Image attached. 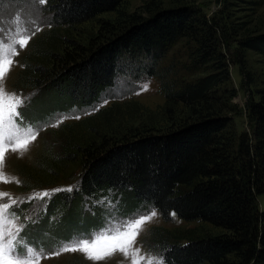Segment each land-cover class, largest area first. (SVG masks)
Listing matches in <instances>:
<instances>
[{
  "label": "trees",
  "instance_id": "trees-1",
  "mask_svg": "<svg viewBox=\"0 0 264 264\" xmlns=\"http://www.w3.org/2000/svg\"><path fill=\"white\" fill-rule=\"evenodd\" d=\"M124 0H46L50 24L72 26L111 12ZM150 0L121 20L100 25V38L56 59L52 68L36 65V103L48 113L93 105L118 73V58L132 51L154 58L178 39L188 45L190 71L202 74L177 86H162L164 110L171 119L163 131L103 137L79 149L82 170L74 195L107 189L131 193L163 218L200 220L224 232L161 243L164 264H264V85L249 96L242 111L247 131H236L226 113L235 109L221 52L219 21L206 17L195 0ZM240 50L264 56V32L237 41ZM241 75L243 62H236ZM51 67V66H50ZM149 73H152L151 70ZM264 82V78H263ZM175 112L178 120H172ZM239 112H241L239 110Z\"/></svg>",
  "mask_w": 264,
  "mask_h": 264
},
{
  "label": "rangeland",
  "instance_id": "rangeland-1",
  "mask_svg": "<svg viewBox=\"0 0 264 264\" xmlns=\"http://www.w3.org/2000/svg\"><path fill=\"white\" fill-rule=\"evenodd\" d=\"M150 0H124L116 10L72 26H52L45 3L39 0H0V34L30 36L26 47L14 57L10 72L3 81L8 93H16L24 103L19 108L25 126L37 131L34 141L21 156L9 151L0 171L10 181L0 183V192L9 196L3 201L11 204L15 213L14 227L20 229L28 247L42 250L44 256L57 251L63 244L89 239L121 222L156 215L146 221L133 248L140 255L161 258V243H184L189 238L224 232L200 220H182L173 212L161 217L150 204L135 200L131 193L107 189L101 193L74 195L82 170L79 149L87 143H97L101 137L117 139L133 132L163 131L171 119L163 108L164 84L175 87L201 75L188 69V43L178 39L169 49L154 58L139 51L122 54L117 61L118 73L113 84L103 90L93 105L48 113L43 106L30 104L36 92L33 68H52L56 59L66 52L87 50L100 38V25L114 23L125 15L140 13V6ZM163 7L169 0H155ZM206 17L219 21L221 52L226 62L228 79L220 88L234 92L230 102L235 109L227 114L234 129L247 131L242 111L249 96L264 85V56L251 50H240L237 41L264 32V0H195ZM14 30V31H13ZM102 34L103 30L100 31ZM243 62L241 75L236 62ZM51 66V67H50ZM151 70L152 73H149ZM147 89L144 90V86ZM239 110L241 112H239ZM79 117L76 119L75 117ZM175 112L172 120H178ZM62 121V122H61ZM58 126H52V125ZM72 191H55L67 189ZM48 192L40 199L38 194ZM258 210L264 208V195H256ZM227 264H236L233 257ZM38 264H131L119 251L100 261H90L82 252H64L51 258H40ZM164 264V263H163Z\"/></svg>",
  "mask_w": 264,
  "mask_h": 264
},
{
  "label": "snow or ice",
  "instance_id": "snow-or-ice-1",
  "mask_svg": "<svg viewBox=\"0 0 264 264\" xmlns=\"http://www.w3.org/2000/svg\"><path fill=\"white\" fill-rule=\"evenodd\" d=\"M39 2L45 3L46 0H39ZM29 40L30 36L14 35L8 38L0 34V169L3 168L9 151L22 156L28 150L29 143L37 136V131H34L31 126L24 125L18 111L23 106V99L16 93H8L3 86L4 78L14 63V57L18 55L20 49L27 46ZM146 89L145 85L144 90ZM75 118L79 119L78 116ZM9 182L0 171V183ZM55 191L70 192L72 188ZM6 196L9 194L0 192V201H3ZM48 196V192L38 194L40 199ZM15 203V199H12L11 204L0 202V264H38L42 257L51 258L64 252H82L87 260L100 261L117 251L130 259L131 264H145V257L140 255V249L133 248V245L143 224L156 215L155 211L148 216L123 221L119 226L111 225L105 231L93 234L89 239L63 244L57 251L44 256L42 250L27 246L26 241L19 235L18 227L13 231L15 213L12 206ZM146 264H163V261L149 255Z\"/></svg>",
  "mask_w": 264,
  "mask_h": 264
}]
</instances>
